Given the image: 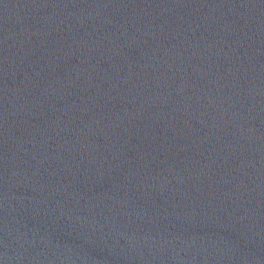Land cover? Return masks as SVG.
<instances>
[{
  "label": "water",
  "instance_id": "95a60500",
  "mask_svg": "<svg viewBox=\"0 0 264 264\" xmlns=\"http://www.w3.org/2000/svg\"><path fill=\"white\" fill-rule=\"evenodd\" d=\"M0 264H264V0H0Z\"/></svg>",
  "mask_w": 264,
  "mask_h": 264
}]
</instances>
